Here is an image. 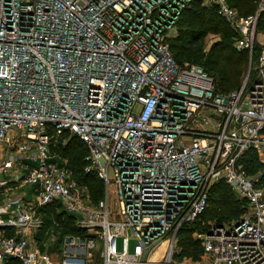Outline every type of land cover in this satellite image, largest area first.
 Here are the masks:
<instances>
[{
    "label": "built area",
    "instance_id": "built-area-1",
    "mask_svg": "<svg viewBox=\"0 0 264 264\" xmlns=\"http://www.w3.org/2000/svg\"><path fill=\"white\" fill-rule=\"evenodd\" d=\"M199 1L250 59L259 47L237 90L169 51L193 0H0V264H264V178L244 166L249 152L264 164V0L247 16ZM64 132L87 148L96 202L53 151ZM218 182L245 210L204 223ZM50 205L78 233L53 222L38 241ZM187 226L196 260L178 245Z\"/></svg>",
    "mask_w": 264,
    "mask_h": 264
},
{
    "label": "trees",
    "instance_id": "trees-1",
    "mask_svg": "<svg viewBox=\"0 0 264 264\" xmlns=\"http://www.w3.org/2000/svg\"><path fill=\"white\" fill-rule=\"evenodd\" d=\"M260 1L227 0L228 4L243 16L253 14ZM263 25L264 12L259 16L258 27L262 28ZM177 27V36L168 43L169 51L177 64L182 65L188 61V64L201 65L200 67L212 77L217 93L224 94L240 88L245 77L244 74H246L249 53L247 50H237L233 46L237 33L231 29L215 8H206L200 4L199 0H193L182 11ZM208 33L216 35L218 39L213 42L205 54L203 52V38ZM258 54L259 47L255 45L252 53L253 65ZM254 75L255 70L252 67L249 73L250 81ZM66 137L68 138L64 144L61 141L58 142L53 151L67 161L73 177L88 187L92 201L96 202L102 197L103 188L100 179L94 172H84L86 165L84 156L87 154V148L76 136H70L69 133L64 132L61 139ZM244 166L249 173L261 171L264 178V164L257 160L253 152H249L245 157ZM245 205V200L235 198L224 182H218L210 190L208 207L200 221L207 223L211 221V218H214L213 222L215 223L229 222L240 216L245 210ZM44 213L47 223L55 221L61 226V233L62 225L64 226L63 233H78L73 226L72 217L57 210L55 205L46 207ZM199 226V221L193 224L194 228ZM192 229L187 226L179 233L178 245L182 257L196 260L199 258L202 248L199 241L191 237Z\"/></svg>",
    "mask_w": 264,
    "mask_h": 264
},
{
    "label": "rangeland",
    "instance_id": "rangeland-1",
    "mask_svg": "<svg viewBox=\"0 0 264 264\" xmlns=\"http://www.w3.org/2000/svg\"><path fill=\"white\" fill-rule=\"evenodd\" d=\"M234 8V7H233ZM235 9V8H234ZM236 10V9H235ZM259 29L261 27H258ZM178 34V27H176L175 30H172L170 33H169V37H168V43L171 41V39L175 38ZM218 39V37L212 33H208L206 34V36L203 38V52L206 54L207 51L209 50L210 46L213 44V42H215L216 40ZM237 50H242V49H238L236 46H235V43L233 45ZM245 50V49H243ZM184 56V55H183ZM252 59V57H251ZM250 59V55L248 54V64H247V69L245 70L246 74L249 73L253 67V61H251ZM252 62V63H251ZM184 63H188L187 62H184ZM198 64V63H197ZM200 65V64H199ZM201 66V65H200ZM246 74H244L246 76ZM68 137L66 138H60L61 142L64 144L65 140H67ZM227 187L229 188V190L232 192L233 196L235 198H238L236 192L231 188V186L227 185ZM112 188V187H110ZM113 196V194H112ZM111 206L114 207V202H113V199H111ZM46 216H47V212H46ZM211 221H209V223H213V221L215 220L214 218H211L210 219ZM51 223H47L45 224V227L43 228V230H41L37 235H36V239L38 241H43L47 238V235L50 233L51 230H53L51 227H54V224L53 222L55 221H50ZM55 228V227H54ZM132 244H133V241L130 239L129 240V249H131L132 247ZM117 247L118 249L120 248V239L117 240Z\"/></svg>",
    "mask_w": 264,
    "mask_h": 264
}]
</instances>
